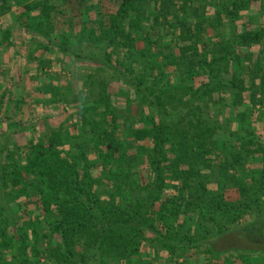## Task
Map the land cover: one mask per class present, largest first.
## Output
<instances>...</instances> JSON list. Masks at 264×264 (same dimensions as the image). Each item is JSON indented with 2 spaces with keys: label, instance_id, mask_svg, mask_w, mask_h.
<instances>
[{
  "label": "trees",
  "instance_id": "16d2710c",
  "mask_svg": "<svg viewBox=\"0 0 264 264\" xmlns=\"http://www.w3.org/2000/svg\"><path fill=\"white\" fill-rule=\"evenodd\" d=\"M258 13L0 0V264H264Z\"/></svg>",
  "mask_w": 264,
  "mask_h": 264
},
{
  "label": "rangeland",
  "instance_id": "374dc122",
  "mask_svg": "<svg viewBox=\"0 0 264 264\" xmlns=\"http://www.w3.org/2000/svg\"><path fill=\"white\" fill-rule=\"evenodd\" d=\"M76 1L79 3L80 7H82V5L84 4V0H76ZM118 1L119 0H104V3H105L107 10L110 7H112V8L116 7V5L118 4ZM84 11L86 12V9ZM82 18L84 19L85 15H82ZM254 21L257 22V18H254ZM7 26H8V24L4 21V17H0V27L5 28ZM75 28H77V27H75ZM261 33H262V35H264V24H262ZM262 44H264V41H262ZM9 56L7 58H9ZM6 60H7L6 62L10 63L9 59H6ZM259 240L264 241V237L259 236L258 241Z\"/></svg>",
  "mask_w": 264,
  "mask_h": 264
},
{
  "label": "crops",
  "instance_id": "0c3cea01",
  "mask_svg": "<svg viewBox=\"0 0 264 264\" xmlns=\"http://www.w3.org/2000/svg\"><path fill=\"white\" fill-rule=\"evenodd\" d=\"M257 2V1H256ZM255 2V5L256 4H258V2L256 3ZM253 12H256V8H255V11H253ZM262 14V15H261ZM256 17H258V18H260V19H264V13H260V15H259V13L257 14V15H255Z\"/></svg>",
  "mask_w": 264,
  "mask_h": 264
}]
</instances>
